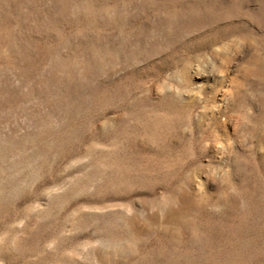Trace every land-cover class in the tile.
<instances>
[{
    "label": "rangeland",
    "instance_id": "374dc122",
    "mask_svg": "<svg viewBox=\"0 0 264 264\" xmlns=\"http://www.w3.org/2000/svg\"><path fill=\"white\" fill-rule=\"evenodd\" d=\"M0 264H264V0H0Z\"/></svg>",
    "mask_w": 264,
    "mask_h": 264
}]
</instances>
